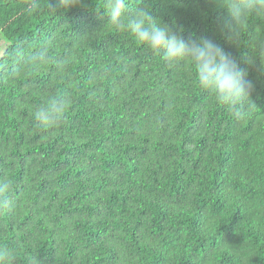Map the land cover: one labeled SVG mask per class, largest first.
<instances>
[{"label": "trees", "instance_id": "16d2710c", "mask_svg": "<svg viewBox=\"0 0 264 264\" xmlns=\"http://www.w3.org/2000/svg\"><path fill=\"white\" fill-rule=\"evenodd\" d=\"M49 3L0 0V246L13 264H264L259 19L233 42L214 0L125 9L146 6L231 54L253 86L238 120L188 61L169 64L107 23L106 0ZM51 96L69 106L40 127L34 111Z\"/></svg>", "mask_w": 264, "mask_h": 264}, {"label": "clouds", "instance_id": "9594fccd", "mask_svg": "<svg viewBox=\"0 0 264 264\" xmlns=\"http://www.w3.org/2000/svg\"><path fill=\"white\" fill-rule=\"evenodd\" d=\"M79 0H51L49 7L53 12H66ZM218 8L226 9L228 19L222 25L229 39L239 41L245 33L250 19L255 16L260 23L257 28L264 31V0H214ZM37 5L32 4L30 11ZM127 0H106L108 21L115 28L132 34L136 40L161 55L173 64L188 61L195 69V83L201 89L211 92L216 101L226 105L236 119L246 116L245 101L252 91V83L244 79L245 73L231 54L226 53L215 41L205 37L178 34L167 24L154 19L148 8H139L131 15H125ZM38 60L49 59L40 53ZM69 104L62 96H51L34 111L33 119L40 127H52L63 117ZM15 259L8 247L0 246V264H13Z\"/></svg>", "mask_w": 264, "mask_h": 264}, {"label": "rangeland", "instance_id": "374dc122", "mask_svg": "<svg viewBox=\"0 0 264 264\" xmlns=\"http://www.w3.org/2000/svg\"><path fill=\"white\" fill-rule=\"evenodd\" d=\"M6 45H7V39L4 37V35L0 31V56L3 53Z\"/></svg>", "mask_w": 264, "mask_h": 264}]
</instances>
